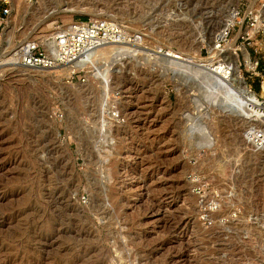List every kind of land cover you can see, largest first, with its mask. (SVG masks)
I'll return each mask as SVG.
<instances>
[{
  "label": "rangeland",
  "instance_id": "1",
  "mask_svg": "<svg viewBox=\"0 0 264 264\" xmlns=\"http://www.w3.org/2000/svg\"><path fill=\"white\" fill-rule=\"evenodd\" d=\"M261 3L10 0L0 43V264H264V154L244 146L250 118L206 81L218 60L198 44L217 40L235 7L237 63L248 50L263 66L264 29L239 38ZM96 15L125 26L134 39L112 45L126 50L74 74L12 62L20 41L48 43L57 23Z\"/></svg>",
  "mask_w": 264,
  "mask_h": 264
},
{
  "label": "built area",
  "instance_id": "2",
  "mask_svg": "<svg viewBox=\"0 0 264 264\" xmlns=\"http://www.w3.org/2000/svg\"><path fill=\"white\" fill-rule=\"evenodd\" d=\"M260 6H264L261 3ZM10 0H0V43L2 42V30L7 23L10 15ZM235 16L238 17V9H234ZM264 16L258 8L251 10L247 16L249 24L241 31L239 38L248 39L250 33L258 32L264 29ZM261 19V23H258ZM240 20L236 19L233 25H228L224 29L222 36L218 37L217 44L223 47L226 40L229 39L231 28ZM131 33L123 24L109 18H91L86 19L74 18L70 21L57 23L50 31L48 43L38 38L23 40L10 50L11 60L22 67L26 68H50L56 65H70L79 62L89 53L106 43H124L131 42ZM241 50V47L237 49ZM222 66H227L222 59ZM242 66V68H241ZM238 68L240 75L244 80L247 91L256 95L255 101H250L247 108L250 112L248 124L243 127V144L252 151H264V65H260L259 58L252 56L248 50L242 52V59H238ZM83 71L73 67L70 73ZM206 81L211 80L208 74H205ZM233 87V85H230ZM226 85V89L237 94L236 89ZM196 191L199 193L205 189L199 181L194 183ZM203 204H209L210 207H217L215 198L210 197L202 199Z\"/></svg>",
  "mask_w": 264,
  "mask_h": 264
},
{
  "label": "bare ground",
  "instance_id": "3",
  "mask_svg": "<svg viewBox=\"0 0 264 264\" xmlns=\"http://www.w3.org/2000/svg\"><path fill=\"white\" fill-rule=\"evenodd\" d=\"M253 7L255 8V4L253 5ZM234 9L235 7L232 8V11L229 14L225 15L226 19L222 21L221 28L219 29L220 31L216 35L215 39H218L219 36H222L224 29L227 28L228 25H233L235 23L237 17L235 16V12H233ZM259 10L261 12V15L264 16V6H262ZM95 18H98L97 15L95 16ZM71 19H73V17H70L68 21H70ZM258 23H261V19L259 20ZM4 30H5V27L2 30V35L4 33ZM217 41L218 40L213 39V41H210V43H208L207 40H205V38L203 37L200 43L198 42V44L200 45L207 43L208 46H210L211 52L215 53V57L218 60L216 64H214L212 68H210L209 75L210 77L214 78V81L217 82L218 85L224 87V89L226 90L225 93L227 92L226 97L224 98V101H223V105H226V107L229 106L230 109L233 111V113H236V112H240L243 114L245 113L250 118V112L247 108V104L250 101H255L256 95L253 92L247 91V86L244 80L242 79L241 75L239 74L240 71H239L238 63H237V49H239L240 47L237 46L235 40L230 41V39H227L226 40L227 42L224 45V46L226 45L227 46L223 49L222 47L218 46ZM112 44H123V43H106L98 47L96 50L92 51L91 53H89L86 57L82 58L79 62L73 64V66H70V65H56V66H66L63 68V70L66 69L68 71H70V69H72L73 67L80 69L83 67L84 62L87 59L88 60L95 59L97 61H102L106 58L112 57L113 54L116 53V51L126 48L122 45H112ZM167 56L175 58L177 60L187 61V59H184L185 57L180 54L178 55L175 53H169L167 54ZM222 59L225 61L227 66H224V67L222 66L221 64ZM115 70H116V67H114L112 72L113 71L115 72ZM109 75H111V72L109 73ZM226 85L228 86L233 85V87L231 86L230 87L231 89L235 88L237 94H233L232 90L226 89ZM240 113H238L237 116L240 115ZM259 153L264 154V151H259Z\"/></svg>",
  "mask_w": 264,
  "mask_h": 264
}]
</instances>
